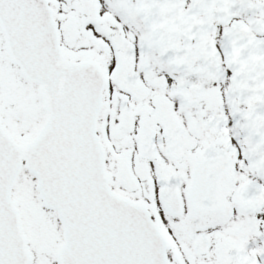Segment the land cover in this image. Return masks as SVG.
<instances>
[{
  "label": "snow or ice",
  "instance_id": "6c2138e0",
  "mask_svg": "<svg viewBox=\"0 0 264 264\" xmlns=\"http://www.w3.org/2000/svg\"><path fill=\"white\" fill-rule=\"evenodd\" d=\"M0 264H264V0H0Z\"/></svg>",
  "mask_w": 264,
  "mask_h": 264
}]
</instances>
